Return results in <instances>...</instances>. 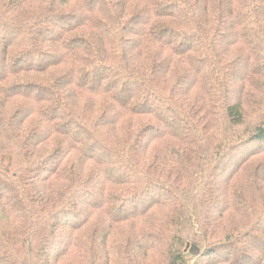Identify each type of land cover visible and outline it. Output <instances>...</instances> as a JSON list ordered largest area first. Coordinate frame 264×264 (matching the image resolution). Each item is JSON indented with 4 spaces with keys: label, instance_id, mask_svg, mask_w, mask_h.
Segmentation results:
<instances>
[{
    "label": "trees",
    "instance_id": "obj_1",
    "mask_svg": "<svg viewBox=\"0 0 264 264\" xmlns=\"http://www.w3.org/2000/svg\"><path fill=\"white\" fill-rule=\"evenodd\" d=\"M0 264H264V0H0Z\"/></svg>",
    "mask_w": 264,
    "mask_h": 264
}]
</instances>
